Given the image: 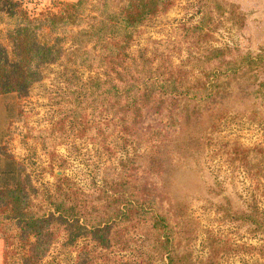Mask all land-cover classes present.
I'll use <instances>...</instances> for the list:
<instances>
[{"label": "rangeland", "instance_id": "1", "mask_svg": "<svg viewBox=\"0 0 264 264\" xmlns=\"http://www.w3.org/2000/svg\"><path fill=\"white\" fill-rule=\"evenodd\" d=\"M18 1L31 16L58 12L66 3ZM216 2L223 13L211 7L202 51H195L194 57L213 48L227 50L231 60L264 55V0ZM206 4L204 0H173L166 13L145 23L130 55L137 56L151 41L180 39L184 26L199 25ZM5 29L0 26V42L8 46ZM189 54L186 47L174 51L170 65L182 67L195 79L199 69ZM73 73L83 82L106 79L104 71L81 70L60 62L46 68L43 81L25 97H0V190L15 188L20 179L28 181L35 188L33 210L49 213L47 201L61 187L71 201L98 206L107 184L129 178L151 190L169 212L179 253L202 264L211 259L210 246L218 240L215 264H264V153L254 152L253 162L245 167L230 162L229 151L217 145L232 142L245 150L261 148L264 152V91L259 87L264 71L240 73L230 91L213 98L202 116L195 115L180 131L166 136L150 131L152 112L145 110L143 118L133 120L131 115L115 114L110 106L84 100L82 84L68 80ZM107 122L114 126H106ZM100 126L101 131L96 129ZM146 231L129 226L119 238L125 246L121 251L100 250L86 238L69 244L65 233L57 232L49 251L36 264H77L85 247L95 252L97 264H166L156 250L155 238ZM11 236L8 249L0 239V264H26L31 247L22 245L17 231Z\"/></svg>", "mask_w": 264, "mask_h": 264}, {"label": "trees", "instance_id": "2", "mask_svg": "<svg viewBox=\"0 0 264 264\" xmlns=\"http://www.w3.org/2000/svg\"><path fill=\"white\" fill-rule=\"evenodd\" d=\"M204 1L208 6L204 7L198 26H184L180 39L151 41L137 56H131L129 49L145 23L166 13L173 0L95 3L78 0L63 4L58 12L39 16H31L18 0H0V26H6L8 42V46L0 42V97L12 94L25 97L35 84L43 81L46 68L66 62L77 69L105 72L106 79L95 77L83 82L75 73L68 79L82 84L84 100L110 106L115 114L131 115L133 120L143 118L145 110L152 112L150 131L156 136L178 132L187 120L202 116L213 98L230 91L231 83L240 73L264 71L262 54L240 55L231 60L227 50L213 48L194 57L195 51H202L205 30L212 19L211 7L218 14L223 13L216 0ZM182 47L188 48L190 59L195 60L193 64L199 69V77L195 79L182 67L170 65L171 53ZM259 87L264 91V80ZM106 126L112 127L114 123L107 122ZM102 127L96 129L101 131ZM217 145L220 150L229 151L226 155L230 162L245 167L253 162L254 152L258 156L264 153L261 148L245 150L232 142ZM34 193L35 188L22 179L15 188L0 190L3 215L0 239L8 249L11 233L17 231V238L25 243L22 245L31 247L26 264H36L43 258L57 232H64L69 244L86 238L100 250L121 251L125 246L119 238L129 226L147 228L146 233L155 238L156 250L166 259V264H198L190 255L178 252L169 212L158 203L156 195L129 178L107 184L101 191L102 202L98 206L71 201L61 187L47 201L50 212L39 213L33 210ZM217 244L221 242L212 241L211 259L202 264H215L212 259L219 254ZM97 263L94 251L89 247L81 250L77 264ZM103 264L153 263L104 261Z\"/></svg>", "mask_w": 264, "mask_h": 264}, {"label": "crops", "instance_id": "3", "mask_svg": "<svg viewBox=\"0 0 264 264\" xmlns=\"http://www.w3.org/2000/svg\"><path fill=\"white\" fill-rule=\"evenodd\" d=\"M62 2H66V3H75L77 2V0H60Z\"/></svg>", "mask_w": 264, "mask_h": 264}]
</instances>
